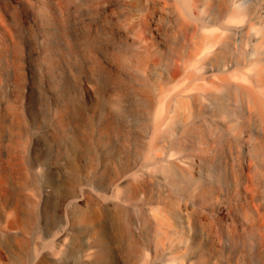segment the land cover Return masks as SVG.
Listing matches in <instances>:
<instances>
[{
    "label": "bare ground",
    "instance_id": "obj_1",
    "mask_svg": "<svg viewBox=\"0 0 264 264\" xmlns=\"http://www.w3.org/2000/svg\"><path fill=\"white\" fill-rule=\"evenodd\" d=\"M14 2L0 264H264V0Z\"/></svg>",
    "mask_w": 264,
    "mask_h": 264
},
{
    "label": "rangeland",
    "instance_id": "obj_2",
    "mask_svg": "<svg viewBox=\"0 0 264 264\" xmlns=\"http://www.w3.org/2000/svg\"><path fill=\"white\" fill-rule=\"evenodd\" d=\"M14 1L15 0H0V6L2 10L5 11L11 19L13 18L10 15V12L12 11L13 7H17V4ZM21 12V20H14V24L16 26V30L22 33L24 49L23 59L25 62V67L28 69V89L26 94L27 97H29L33 90L39 93L41 92L42 88L40 86L39 66L36 60L37 45L33 39L29 38V32L31 30V26L29 25L30 13H27V10L23 6ZM73 85H75L77 89H81V86L83 87V84L79 78L73 79ZM29 87L33 88L30 89Z\"/></svg>",
    "mask_w": 264,
    "mask_h": 264
}]
</instances>
